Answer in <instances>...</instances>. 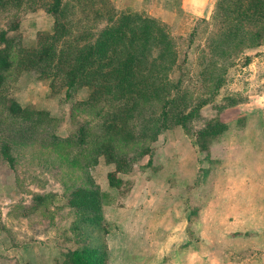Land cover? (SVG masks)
<instances>
[{
	"label": "rangeland",
	"instance_id": "rangeland-1",
	"mask_svg": "<svg viewBox=\"0 0 264 264\" xmlns=\"http://www.w3.org/2000/svg\"><path fill=\"white\" fill-rule=\"evenodd\" d=\"M51 1L0 6V31L11 39L1 45L11 66L0 86V264H62L84 245H105L109 264H264V41L249 47L220 35L222 0H111L114 17L139 11L165 24L179 52L173 77L183 71L158 138L117 143L121 133L108 141L118 123L114 100L96 103L80 78L66 84L69 41L79 48L109 16L65 0L57 26ZM14 103L20 112L10 111ZM210 120L226 128L210 134ZM106 142L129 159L120 190L109 184L116 164ZM145 144L151 151L142 154ZM79 186L109 194L100 222L68 205Z\"/></svg>",
	"mask_w": 264,
	"mask_h": 264
},
{
	"label": "trees",
	"instance_id": "trees-1",
	"mask_svg": "<svg viewBox=\"0 0 264 264\" xmlns=\"http://www.w3.org/2000/svg\"><path fill=\"white\" fill-rule=\"evenodd\" d=\"M23 1L0 0V6H17ZM64 1L52 0L47 7L48 12L58 16L57 26L62 25L59 23V14ZM84 2L87 5L93 3L95 8H100L94 9L98 15L103 12L109 17L107 24L97 35L87 33L83 39L84 44L79 48L73 44L76 39L69 41L70 51L67 53L71 67L66 84L73 85L80 78L83 80L81 84L87 83L91 87L96 103L104 97L114 100L110 110L116 115L112 120H118V123L110 131L114 133L108 136V141L115 140V133H121L117 137V143H132L140 139L139 137L146 140L145 137L148 136L149 140L157 139L160 130L168 127L167 100L173 88L176 94L181 90L183 71L177 79L173 77L179 57L175 38L165 24L146 13L123 11L114 17L115 10L111 0ZM85 3L83 4L86 5ZM220 17L224 21L220 35H225L228 39L235 38L239 42L237 44L249 47L259 46L264 41V0H222ZM67 24L70 26L71 22L68 21ZM10 40L7 30L0 31V86L5 81V71L11 66L10 55L1 45ZM213 42L214 46H220L219 41ZM49 54V47H44L40 56L43 58ZM251 59V55H245L244 64H248ZM225 81L224 74L218 76L217 88L219 89ZM154 103L161 104L160 112L148 113V109ZM206 103V100L198 101L187 112H182L178 116V123L185 126L187 119ZM20 108L15 103L10 105L11 112H20ZM139 122L145 127L140 135L136 129ZM209 123L207 130L210 134L222 132L226 128L223 123L214 120H210ZM109 149L111 151L108 158L116 164V168L110 171L107 177L109 184L120 190L124 181L118 173L125 171L129 159L124 154L117 156L113 147L106 142L102 150ZM150 151V145L145 144L140 152L147 154ZM2 154L10 164H13L14 156L9 145L3 146ZM108 195L97 187L79 186L70 193L67 203L77 211L88 213L90 217H86L85 220L96 223L100 222L103 216V204ZM62 264H109L108 252L105 245L79 246L67 254Z\"/></svg>",
	"mask_w": 264,
	"mask_h": 264
}]
</instances>
